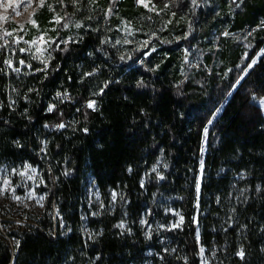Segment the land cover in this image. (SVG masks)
I'll return each instance as SVG.
<instances>
[{"label": "trees", "instance_id": "16d2710c", "mask_svg": "<svg viewBox=\"0 0 264 264\" xmlns=\"http://www.w3.org/2000/svg\"><path fill=\"white\" fill-rule=\"evenodd\" d=\"M151 2L44 0L26 25L42 60L0 33V166H37L47 191L13 250L0 236V264H137L149 248L156 264H264V0ZM88 176L119 193L129 232L117 209L80 235ZM159 195L182 217L162 248L137 223L162 216Z\"/></svg>", "mask_w": 264, "mask_h": 264}, {"label": "rangeland", "instance_id": "374dc122", "mask_svg": "<svg viewBox=\"0 0 264 264\" xmlns=\"http://www.w3.org/2000/svg\"><path fill=\"white\" fill-rule=\"evenodd\" d=\"M44 0H0V17L6 19H0V33L3 36V43H6V39L12 37L13 44L11 46V56L16 52V42L23 44V50L29 52L35 59H44L43 51L44 47L47 48V40L42 33H38L33 39L26 38L27 23H31L30 15L33 9L40 5ZM136 4L142 5L149 11H153V5L151 0H135ZM7 5H11L6 7ZM6 21L15 22L18 27L15 30H6L4 25ZM245 28L242 32L248 33V29ZM17 32H21L18 34ZM122 33L125 35H131L128 27H124ZM228 35L223 31L222 34ZM39 37V38H38ZM38 38L39 43L37 50L41 52L39 57L36 53V41ZM41 39V40H40ZM129 39L126 38L125 41ZM43 51V52H42ZM12 62V59H10ZM48 64V60L45 59L44 65L40 67L44 68ZM198 64L191 63L190 67H197ZM14 71L17 68H13ZM208 70V69H207ZM60 92V91H56ZM57 99L63 100L57 96ZM255 102L261 106L264 114V96L256 98ZM52 106V105H50ZM163 169L161 159L158 158L155 163L149 169L150 172H154L160 175ZM34 170V171H33ZM23 173V175H21ZM31 177V178H30ZM199 178V175H198ZM7 181V184H5ZM46 182L43 178L41 170L37 166H32L27 163L17 164L15 166H0V236L6 235L3 238L7 241L10 248L14 247V236H10L9 232H15L18 227H23L28 224L32 217L40 216L43 212L46 201ZM19 197V199H16ZM83 212L82 223L79 227L80 235L85 239H90L96 235L94 230L88 222L86 217H95L99 214L107 213L112 214L117 209L119 220L115 223V227L119 233L129 232L130 224L128 215L121 205V196L115 190H109L108 194L102 195L97 187L94 179L88 176L83 182ZM153 205L161 211L162 216L151 215L148 208L141 211L138 218V226L142 230V234L146 239H153L155 243L162 248L167 245L164 242L162 236V229L164 227H178L181 225L182 217L180 212L173 206L171 200L164 195L156 196L153 200ZM152 256L158 257L159 254L154 252L153 249H147L143 257L137 264H156L151 259ZM203 264H212L211 258L204 259ZM75 264V263H70Z\"/></svg>", "mask_w": 264, "mask_h": 264}, {"label": "built area", "instance_id": "2783aa9c", "mask_svg": "<svg viewBox=\"0 0 264 264\" xmlns=\"http://www.w3.org/2000/svg\"><path fill=\"white\" fill-rule=\"evenodd\" d=\"M247 30V29H246ZM226 32V31H225ZM221 34H222V32H221ZM247 34V33H246ZM225 35H226V33H225ZM39 38V37H38ZM38 38H36L35 39V41L37 42L36 43V53H35V55L37 56V57H39V54H40V52H41V47H40V50L38 51L37 50V47H38V43H39V40H38ZM41 40V39H40ZM46 50H47V48L46 47H44V49H43V51H45L46 52ZM42 51V52H43ZM57 96L58 97H60L61 99H63V100H66V101H71L70 100V97H69V95H68V93L67 92H65V91H60V92H55L54 94H53V99H57ZM85 104L88 106L89 104H92V105H94V100L93 99H88L86 102H85ZM89 107V106H88ZM90 108H93V107H90ZM5 237H6V235H4ZM3 236V237H4Z\"/></svg>", "mask_w": 264, "mask_h": 264}, {"label": "snow or ice", "instance_id": "6c2138e0", "mask_svg": "<svg viewBox=\"0 0 264 264\" xmlns=\"http://www.w3.org/2000/svg\"><path fill=\"white\" fill-rule=\"evenodd\" d=\"M8 6H11V5H7L6 7H8ZM0 19H6L5 17H0ZM58 22V21H57ZM77 27H79V25H77ZM9 66H11V65H9ZM89 107H93V105L92 104H89L88 105ZM51 110V109H50ZM61 127H63V125H61ZM34 171V170H33ZM21 175H23V173H21ZM31 178V177H30ZM5 184H7V181H5ZM16 199H19V197H17ZM201 251H203V250H201ZM240 255L242 256L243 255V253H240Z\"/></svg>", "mask_w": 264, "mask_h": 264}]
</instances>
